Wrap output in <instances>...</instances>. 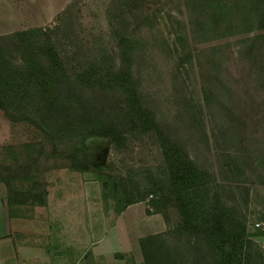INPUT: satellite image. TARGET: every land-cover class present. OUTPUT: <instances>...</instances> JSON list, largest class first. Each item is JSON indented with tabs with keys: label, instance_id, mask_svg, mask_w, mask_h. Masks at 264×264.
Instances as JSON below:
<instances>
[{
	"label": "trees",
	"instance_id": "1",
	"mask_svg": "<svg viewBox=\"0 0 264 264\" xmlns=\"http://www.w3.org/2000/svg\"><path fill=\"white\" fill-rule=\"evenodd\" d=\"M185 1L192 10V35L199 29L201 39H207L208 33H216L214 39L238 36L250 25L264 28V0ZM146 2L111 0V37L117 52L102 37L92 46L83 42L73 9L77 0L65 8L54 27L37 26L1 37L0 110L11 122H26L43 135L47 159L57 157L62 165L81 172L90 169L102 184L103 198L122 200L118 212L151 197L154 212L164 215L167 229L139 239L143 264H264V248L252 239L234 188L224 184L210 161L192 157L179 131L161 121L141 97L135 66L146 52L147 41L131 15ZM177 39L184 37L177 35ZM236 42H241L237 52L251 56L247 62L254 66L247 67V74L264 89V32ZM227 44L233 43L219 46ZM7 52L20 61L13 62ZM211 87L203 85V102L218 130L214 136L229 144L223 151L231 163L222 174L235 181L233 176L244 171L234 155L239 145L249 142L237 125L242 116ZM137 135L156 139L160 163L122 172L109 163L96 166L91 161L96 147L91 148L92 143L108 139L114 148L123 149ZM255 154L264 159L262 152ZM36 162L31 158L0 163V187L5 188L10 213L15 206L46 204L47 190L36 178ZM260 178L264 183V174ZM169 208L177 213L175 225L166 215Z\"/></svg>",
	"mask_w": 264,
	"mask_h": 264
},
{
	"label": "rangeland",
	"instance_id": "2",
	"mask_svg": "<svg viewBox=\"0 0 264 264\" xmlns=\"http://www.w3.org/2000/svg\"><path fill=\"white\" fill-rule=\"evenodd\" d=\"M73 1L13 0V15L0 17V39L16 30L54 27ZM110 4L111 0H77L73 9L85 44L92 46L102 37L108 47H114L116 51V43L111 37ZM140 6L131 16L139 34L147 41L146 52L135 66L143 101L154 107L161 121L179 131L192 157L201 162L210 161L224 184L230 183L236 192V200L243 207L249 231L252 234L264 231V183L260 182V176L264 174V159H258L255 154V151L264 154V89H259L261 84L252 81L253 76L247 74V67L254 66L253 62H247L251 56L247 58L248 54L237 52L241 42H236L240 38L260 34L264 28L250 25L246 31L242 29L245 33L238 36L214 39L216 33H208L207 39H201L204 35L199 29L192 35V10L185 0H147ZM1 15H5L4 5H0ZM177 35L184 39L179 41ZM228 41L233 44L220 48L219 45ZM9 57L13 62L20 61L18 57ZM222 59L225 60L224 65L219 63ZM206 83L223 102L242 116V122L237 125L249 143L239 145L234 155L236 164H240L244 171L242 176H233L235 181L222 174L226 164L231 163L227 151H223L229 144L214 136L218 130L203 102L202 87ZM44 143L43 135L35 127L26 122L13 123L0 110V163L37 159L34 166L36 178L47 190L46 204H35L40 218L36 229L29 222L30 231L61 234L67 238L76 235L81 239L75 243L78 247L84 244V234L92 235L93 239L104 235V250L128 249L135 253L134 259H137L136 254L141 256L139 239L167 228L164 215L154 212L152 201H149L151 197L118 212V206H123L122 200L103 198L102 184L90 169L81 172L62 165L57 157L47 159L42 150ZM93 146L96 147L91 161L97 166L104 159V163H109L114 171L123 172L131 166L154 165L163 160L159 144L151 136L137 135L123 149L114 148L108 139H100L92 143L91 148ZM2 195H5L3 185L0 187ZM30 209L28 212L33 210L34 215L36 209ZM147 209L151 210L149 214ZM165 211L170 223L175 225L178 221L176 211L171 208ZM42 244L50 245L51 240L46 239ZM47 251L44 247H34L33 253L19 250L20 263L43 262L42 257L51 260L52 251Z\"/></svg>",
	"mask_w": 264,
	"mask_h": 264
},
{
	"label": "crops",
	"instance_id": "3",
	"mask_svg": "<svg viewBox=\"0 0 264 264\" xmlns=\"http://www.w3.org/2000/svg\"><path fill=\"white\" fill-rule=\"evenodd\" d=\"M0 5H4L5 8V15L0 17L13 15L11 9L14 7L13 0H0ZM19 7L22 9L21 6ZM42 11L44 12L45 10L42 9ZM51 12L54 14L53 9ZM37 206L32 207V209H36L34 210V215H32L33 210L32 213L28 212L30 207L27 205L15 206L10 213L6 196H0V264H21L19 250L25 249L29 253H33L32 249L34 247L38 249L44 247L48 251L51 250V260L42 257L44 259L43 262L42 260L41 262L31 261L30 264H143L142 253L141 256L136 254L137 259H134L135 253L128 249L124 251L113 250L112 252L104 250V235L93 239L92 235L89 234L87 236L84 234L82 239L84 244L78 247L75 243L81 239L77 238L76 235L73 238H67L61 234H50L38 230L30 231L29 222L31 227L36 229V223L40 218ZM46 239L48 241L51 240V244L44 246L42 241ZM252 239L264 248V234L256 233L252 236Z\"/></svg>",
	"mask_w": 264,
	"mask_h": 264
},
{
	"label": "built area",
	"instance_id": "4",
	"mask_svg": "<svg viewBox=\"0 0 264 264\" xmlns=\"http://www.w3.org/2000/svg\"><path fill=\"white\" fill-rule=\"evenodd\" d=\"M257 226H260V224L256 223Z\"/></svg>",
	"mask_w": 264,
	"mask_h": 264
},
{
	"label": "water",
	"instance_id": "5",
	"mask_svg": "<svg viewBox=\"0 0 264 264\" xmlns=\"http://www.w3.org/2000/svg\"><path fill=\"white\" fill-rule=\"evenodd\" d=\"M101 162H102V163H104V159H103V160H101Z\"/></svg>",
	"mask_w": 264,
	"mask_h": 264
}]
</instances>
